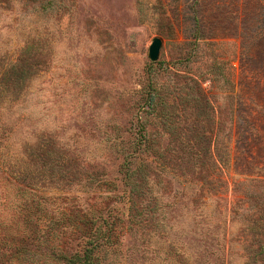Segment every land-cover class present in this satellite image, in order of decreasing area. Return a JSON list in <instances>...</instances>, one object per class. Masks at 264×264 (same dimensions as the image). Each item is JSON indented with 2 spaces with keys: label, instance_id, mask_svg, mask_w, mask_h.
Returning <instances> with one entry per match:
<instances>
[{
  "label": "rangeland",
  "instance_id": "rangeland-1",
  "mask_svg": "<svg viewBox=\"0 0 264 264\" xmlns=\"http://www.w3.org/2000/svg\"><path fill=\"white\" fill-rule=\"evenodd\" d=\"M31 39L36 76L0 122L16 153L35 141L60 153V169H19L48 215L115 222L100 264H194L203 232L238 254L242 234L264 238V0H53L44 13L0 0V65ZM143 137L162 158H148L151 192L132 196L141 217H131L115 144ZM154 201L163 212L149 219ZM123 217L138 224L124 229Z\"/></svg>",
  "mask_w": 264,
  "mask_h": 264
},
{
  "label": "trees",
  "instance_id": "trees-1",
  "mask_svg": "<svg viewBox=\"0 0 264 264\" xmlns=\"http://www.w3.org/2000/svg\"><path fill=\"white\" fill-rule=\"evenodd\" d=\"M28 1L37 6L39 13L49 10L53 2V0ZM37 51L36 39H31L12 62H7L5 67L0 65V106L17 103L27 85L35 78L36 71L33 68L40 55ZM148 101L147 108L151 105V99ZM5 127L0 122V178L11 185V191L0 192V264H10L15 261L17 262L15 264H32V262L36 264L37 260L34 259L37 257H45L48 260L46 264H51L49 261L53 264H100L99 254H106V251L112 252L115 249L116 240L111 239L116 228L115 222L111 220L110 224L106 223V215L102 212L94 214L95 220L88 219L85 213L59 216L56 219L48 215L41 206L42 200L39 195L21 180L26 174H33L30 168L37 164L47 167L50 171L60 169V153H55L54 147L48 141L25 143L21 151L16 153L12 148L13 145L7 143L8 135ZM153 144V140L146 137L121 139L115 144L116 148L119 146L115 150V158L118 160L116 171L120 173V184L127 191L126 201L129 202L127 211L129 210L130 213L131 209V217H141V211L132 207V196L140 194L147 197L146 195L151 192L147 182L146 165L150 162L148 158L153 162H158L162 158L160 153L151 148ZM156 165L160 166V163ZM21 166H24V170H28L25 175L24 171L19 170ZM4 170H7L6 176L2 175L5 173ZM160 172H162L161 168L156 177ZM9 174L15 179L8 180ZM6 192L11 199L10 204L7 203ZM123 196L124 192L118 198ZM163 207L164 205L159 204V201H154L151 205L147 204L143 211L149 219H152V214L160 212L158 211L160 209L163 212ZM124 217L115 219L117 223L124 224L122 225L124 229L126 227L128 229V226L133 229L138 224L132 219L125 220ZM39 220L43 221V228L39 227ZM151 226L155 225L151 224ZM249 234H242L243 240L249 242L238 254L237 251L225 248L223 236L219 240L214 235L209 242H206L204 238L209 236V233H201L194 264H230V257L233 254L241 260L239 264H264V238L259 239L255 231ZM183 264H191V262L184 260Z\"/></svg>",
  "mask_w": 264,
  "mask_h": 264
},
{
  "label": "water",
  "instance_id": "water-1",
  "mask_svg": "<svg viewBox=\"0 0 264 264\" xmlns=\"http://www.w3.org/2000/svg\"><path fill=\"white\" fill-rule=\"evenodd\" d=\"M161 42L158 38H153L147 47V58L150 62H154L157 59Z\"/></svg>",
  "mask_w": 264,
  "mask_h": 264
}]
</instances>
